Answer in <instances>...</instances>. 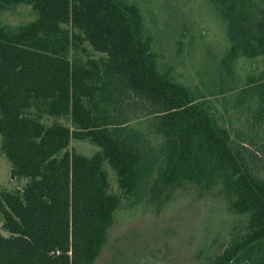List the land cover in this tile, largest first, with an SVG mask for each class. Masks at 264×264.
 <instances>
[{
    "label": "trees",
    "instance_id": "trees-1",
    "mask_svg": "<svg viewBox=\"0 0 264 264\" xmlns=\"http://www.w3.org/2000/svg\"><path fill=\"white\" fill-rule=\"evenodd\" d=\"M210 2L230 47L207 97L162 63L128 0H0V17L21 5L37 15L0 21V151L12 178L27 180L0 191V264H94L124 200L161 208L187 183L220 186L245 220L204 264H264V178L252 161L264 156V0ZM241 59L262 63L243 83ZM218 98L259 140L234 138ZM73 140L99 151L80 154Z\"/></svg>",
    "mask_w": 264,
    "mask_h": 264
},
{
    "label": "rangeland",
    "instance_id": "rangeland-1",
    "mask_svg": "<svg viewBox=\"0 0 264 264\" xmlns=\"http://www.w3.org/2000/svg\"><path fill=\"white\" fill-rule=\"evenodd\" d=\"M128 1L140 8L145 29L154 39L155 50L175 77L207 97L215 93L218 89L215 80L220 76L221 61L230 43L226 24L210 0ZM36 16L32 8L21 5L2 13L0 21L16 27L28 24ZM255 66L262 67L261 60L253 63L241 59L238 62L236 72L241 83ZM222 103L221 98L213 99L220 123L230 127L234 138L241 137L247 143L259 140L261 135L258 137L251 132L246 115H233L231 104L227 105L230 114H226ZM152 141L155 145L159 143L155 138ZM71 148L88 157L99 151L87 141L73 140ZM252 161L264 178L263 154L254 156ZM105 167L112 192L119 193L115 171L108 164ZM11 168L0 151V191L21 189L27 184V180L13 179ZM163 203L158 208L156 203L149 201L130 205L124 200L108 231L107 243L94 264H204L222 251L234 229L242 230L245 225L244 217L228 211L220 186L209 192L187 183Z\"/></svg>",
    "mask_w": 264,
    "mask_h": 264
}]
</instances>
